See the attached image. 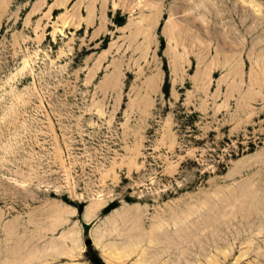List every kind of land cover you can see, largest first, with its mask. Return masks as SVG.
I'll use <instances>...</instances> for the list:
<instances>
[{
  "label": "rangeland",
  "instance_id": "374dc122",
  "mask_svg": "<svg viewBox=\"0 0 264 264\" xmlns=\"http://www.w3.org/2000/svg\"><path fill=\"white\" fill-rule=\"evenodd\" d=\"M263 26L264 0H0V264L74 221L38 264H264Z\"/></svg>",
  "mask_w": 264,
  "mask_h": 264
},
{
  "label": "bare ground",
  "instance_id": "6f19581e",
  "mask_svg": "<svg viewBox=\"0 0 264 264\" xmlns=\"http://www.w3.org/2000/svg\"><path fill=\"white\" fill-rule=\"evenodd\" d=\"M120 1V0H119ZM117 2V1H116ZM115 2V3H116ZM140 2V1H139ZM155 2H157V1H155ZM90 3H92V2H90ZM113 3V2H112ZM140 4V3H139ZM138 4V5H139ZM144 4V3H143ZM155 4H157V3H155ZM116 5V4H115ZM117 5H118V3H117ZM141 5V4H140ZM152 5H154V3L152 4ZM113 6H114V3H113ZM156 6V5H155ZM89 8V7H88ZM87 8V9H88ZM91 8V7H90ZM91 9H93V8H91ZM254 9V8H253ZM247 10V9H246ZM87 11H91V10H87ZM254 11H255V9H254ZM258 11V10H257ZM251 12V11H250ZM254 13V12H253ZM258 15V14H257ZM254 16V15H253ZM256 16V15H255ZM90 18V17H89ZM255 18H257V17H254L253 19H255ZM259 19V18H258ZM88 20H90V19H88ZM263 20V19H262ZM172 21V20H171ZM252 21H254V20H252ZM260 21V20H259ZM173 22V21H172ZM176 23V22H175ZM254 24V23H253ZM260 24V23H259ZM176 25H177V23H176ZM169 25H167V27H168ZM173 26V25H172ZM174 27V26H173ZM254 27V26H253ZM264 27V26H263ZM169 28V27H168ZM234 28V27H233ZM172 29V28H171ZM251 29V28H250ZM173 30V29H172ZM235 30V29H234ZM237 30V29H236ZM226 31V30H225ZM169 32H170V29H169ZM173 34H174V32H172ZM229 33V32H228ZM232 33V32H231ZM144 34V33H143ZM169 34V33H168ZM175 35V34H174ZM173 35V36H174ZM169 37V36H168ZM170 38L171 37H169V40H170ZM175 38H176V36H175ZM228 38V37H227ZM174 39V38H173ZM224 39H225V37H224ZM240 40V39H239ZM176 42V41H175ZM233 42V41H232ZM177 43V42H176ZM180 43V42H179ZM181 44V43H180ZM190 44V43H189ZM237 44V43H236ZM182 45V44H181ZM240 45V44H239ZM182 48V47H181ZM184 48H185V46H184ZM183 49V48H182ZM185 50V49H184ZM189 51V50H188ZM187 52V51H186ZM263 55V54H262ZM186 57V56H185ZM227 58V57H226ZM263 58H264V56H263ZM258 59V58H257ZM262 59V58H261ZM182 60H183V57H182ZM187 60V59H186ZM225 60V59H224ZM227 60V59H226ZM226 60H225V63H226ZM264 60V59H263ZM223 62V61H222ZM221 62V63H222ZM219 63V62H218ZM210 64V63H209ZM209 64L207 65V66H209ZM223 65H224V63H222ZM214 65V64H213ZM218 64H216L215 66H217ZM262 66H263V64H261ZM210 66H212V64L210 65ZM239 66V65H238ZM224 67V66H223ZM264 68V67H263ZM260 69V68H259ZM261 71V70H260ZM210 72V71H209ZM233 72H235V71H233ZM264 72V71H263ZM231 73V72H230ZM234 75H236V73L234 74ZM233 76V75H232ZM262 80H264V78H262ZM262 83V82H261ZM238 88H239V86H238ZM261 90V89H260ZM260 93V92H259ZM253 95V94H252ZM249 98V97H248ZM247 99V98H246ZM243 100H244V97H243ZM245 104V103H244ZM247 109V108H246ZM246 112V111H245ZM250 114V113H249ZM171 137V136H170ZM173 140V139H172ZM171 140V141H172ZM170 143V142H169ZM137 152V151H136ZM138 153V152H137ZM253 164V163H252ZM258 167V166H257ZM250 180V179H249ZM261 187V186H260ZM258 189V188H257ZM257 189H255V190H257ZM250 192V191H249ZM258 192H259V189H258ZM255 196V195H254ZM95 197V196H94ZM102 197V196H101ZM100 196H98L97 198L95 197V198H92V199H90L91 200V202L89 203V205L85 208V210H84V212H83V219L84 220H89L92 216H93V214H95V212L97 211V210H99L100 208H102V207H104V209L108 206V205H110V204H107V206H106V204H104L105 203V200L103 199V198H101ZM236 197V196H235ZM208 199V198H207ZM205 200V199H204ZM236 200V199H235ZM203 201V200H202ZM208 201V200H207ZM207 201H205V202H207ZM209 203V202H208ZM242 203V202H241ZM201 204H203V202L201 203ZM179 205V204H178ZM204 205H208V204H203V206ZM226 205V204H225ZM197 206V205H196ZM195 206V207H196ZM59 207V206H58ZM200 208H201V206H199ZM205 207V206H204ZM54 209L53 210H51L52 209V207H50V209L49 210H51L50 212H52V216H50L49 218H51V217H53L52 219H54V221H53V224H52V226L53 225H59L58 223H62L63 221L64 222H67L68 221V216L66 215V213H67V211L65 210V208L64 207H59V208H56L55 207V205H54V207H53ZM194 208V207H193ZM208 208V207H207ZM210 208V207H209ZM199 209V208H198ZM188 210V209H187ZM190 211H191V209H189ZM196 210V209H195ZM202 210H203V208H202ZM260 210V209H259ZM44 211H45V209H44ZM204 211V210H203ZM205 211H206V209H205ZM184 212H188V215H185V217H184V219H187L188 220V217L191 215L190 214V212L189 211H184ZM191 212H193V211H191ZM182 213H183V211H182ZM194 214H195V211L193 212ZM200 213H201V211H200ZM184 214V213H183ZM72 216H74V215H72ZM180 216V215H179ZM184 216V215H183ZM210 216V215H209ZM45 218L46 219H48L46 216H45ZM181 218V217H180ZM196 218V217H195ZM183 218H182V220H184ZM222 219V218H221ZM30 220H32L31 218H30ZM29 220V221H30ZM45 220V219H44ZM44 220H42L43 221V223H45V221ZM49 220V219H48ZM47 220V221H48ZM179 220V219H178ZM181 220V221H182ZM190 220H192V219H190ZM203 220V219H202ZM41 221V220H40ZM47 221H46V223H47ZM184 222V221H183ZM198 222V221H197ZM40 224H41V222H39ZM51 223V222H50ZM35 224V223H34ZM176 224V223H175ZM179 224V223H178ZM183 224V223H182ZM181 224V225H182ZM185 225H187L186 224V222L184 223ZM56 225V226H57ZM177 225V224H176ZM180 225V226H181ZM194 225V224H193ZM200 225H201V223H200ZM48 225H46V229L48 228L47 227ZM51 226V228H56V226H54V227H52ZM159 227H161V226H163V224H162V222H159V225H158ZM179 226V227H180ZM38 227V226H37ZM40 227H43V226H40ZM58 227V226H57ZM187 227H188V225H187ZM249 227V226H248ZM51 228H48V229H51ZM189 228V227H188ZM36 229V228H35ZM37 229H39V228H37ZM181 229V228H180ZM202 229V228H201ZM44 230V229H43ZM51 230H53V229H51ZM200 230V229H199ZM35 231H37V230H35ZM201 231V230H200ZM39 232V231H38ZM178 232V231H177ZM35 233H37V232H35ZM191 233V232H190ZM38 234V233H37ZM39 234H41V233H39ZM38 234V235H39ZM42 234H43V232H42ZM79 234H80V230H79V226H78V224H77V222L76 221H74L73 222V224L72 225H70L66 230H65V232H63V234H61L62 236H61V238L60 239H58L56 242L57 243H55V244H46V245H43L44 247H41V249H39V250H42V248H43V253H42V255H40V253H41V251L39 252V255L37 256L36 254H32V252H31V254L30 255H28V256H24L25 258V261H23V259H21V260H19L17 263H14V261H12L11 262V264H35V263H37L38 264V262H36L37 260L39 261L40 259L42 260V258H44L45 257V259H46V256L47 257H49V256H53V255H55V256H57L56 254H64L65 253V251H67V254L69 253V251H70V253H72L71 251H75V248L77 249L80 245H81V243H79V241H80V236H79ZM91 234H92V240H93V242H94V245H95V247L96 246H99L103 251H104V249H105V244H103L102 243V241H101V236H99L98 234H103L101 231H92L91 232ZM31 235V234H30ZM33 235V234H32ZM192 235V234H191ZM10 236V235H9ZM29 236V235H28ZM37 236V235H36ZM35 236V234H34V236H32L31 238H33V237H36ZM44 236V235H43ZM186 236H187V234H186ZM157 237V236H156ZM27 238V237H26ZM29 238V237H28ZM27 238V239H28ZM68 238V240L71 242V245L70 246H67V247H69V248H67L68 250H66L64 247L67 245V244H65V246H64V242L66 243V241L64 240V239H67ZM152 239H154V237L152 238ZM32 240V239H31ZM156 240H157V238H156ZM159 240V239H158ZM29 241V240H28ZM35 241V240H34ZM209 241V240H208ZM24 242H25V240H24ZM31 242V241H30ZM29 242V243H30ZM50 243V242H49ZM54 243V242H53ZM31 244V243H30ZM80 244V245H79ZM26 245V244H25ZM25 245H23V246H25ZM194 245V244H193ZM17 247V246H16ZM27 247V246H26ZM20 248V247H19ZM25 248V247H24ZM119 248V247H118ZM2 249V248H1ZM21 249V248H20ZM80 251L81 250H83V247L82 246H80L79 248H78ZM18 251H19V249H17ZM32 250H34V248L32 249ZM38 250V251H39ZM125 250V249H124ZM204 250V249H203ZM6 251V250H5ZM30 251V250H29ZM2 252H4V251H2ZM35 252H36V250H35ZM113 252V251H112ZM21 253V252H20ZM20 253H19V255H20ZM55 253V254H54ZM69 253V254H70ZM120 253V252H119ZM126 252H123L122 254H125ZM23 254V253H22ZM73 254V253H72ZM71 254V255H72ZM104 254V253H103ZM36 255V256H35ZM60 256V255H59ZM63 256H65V255H63ZM13 257H15L14 255H13ZM21 257V256H20ZM19 257V258H20ZM111 257H113V255H108V257H105L106 259H107V261L111 264ZM117 257V256H116ZM15 260V259H14ZM40 260V261H41ZM44 260V259H43ZM16 261V260H15ZM45 262V261H44ZM7 264H9V263H7ZM41 264V263H40Z\"/></svg>",
  "mask_w": 264,
  "mask_h": 264
},
{
  "label": "trees",
  "instance_id": "16d2710c",
  "mask_svg": "<svg viewBox=\"0 0 264 264\" xmlns=\"http://www.w3.org/2000/svg\"><path fill=\"white\" fill-rule=\"evenodd\" d=\"M109 206H110V205H109ZM109 206H107V207L104 209V211L108 210Z\"/></svg>",
  "mask_w": 264,
  "mask_h": 264
},
{
  "label": "water",
  "instance_id": "95a60500",
  "mask_svg": "<svg viewBox=\"0 0 264 264\" xmlns=\"http://www.w3.org/2000/svg\"><path fill=\"white\" fill-rule=\"evenodd\" d=\"M87 243H92L91 240H89Z\"/></svg>",
  "mask_w": 264,
  "mask_h": 264
}]
</instances>
